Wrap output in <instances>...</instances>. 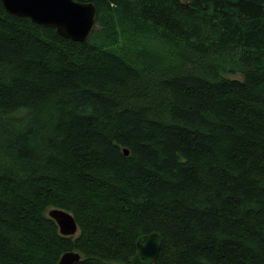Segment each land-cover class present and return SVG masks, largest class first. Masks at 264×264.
Here are the masks:
<instances>
[{"label":"trees","instance_id":"16d2710c","mask_svg":"<svg viewBox=\"0 0 264 264\" xmlns=\"http://www.w3.org/2000/svg\"><path fill=\"white\" fill-rule=\"evenodd\" d=\"M76 1L83 42L0 2V264H264V0Z\"/></svg>","mask_w":264,"mask_h":264},{"label":"water","instance_id":"95a60500","mask_svg":"<svg viewBox=\"0 0 264 264\" xmlns=\"http://www.w3.org/2000/svg\"><path fill=\"white\" fill-rule=\"evenodd\" d=\"M4 9L32 22L54 28L67 39L83 42L96 27V6L76 0H0ZM124 153L128 150L125 148ZM58 227L59 233L72 236L78 233L77 222L70 211L52 207L47 213ZM161 236L157 232L141 235L136 241V252L131 264H152L160 251ZM80 260L77 251L64 252L56 264H75Z\"/></svg>","mask_w":264,"mask_h":264},{"label":"rangeland","instance_id":"374dc122","mask_svg":"<svg viewBox=\"0 0 264 264\" xmlns=\"http://www.w3.org/2000/svg\"><path fill=\"white\" fill-rule=\"evenodd\" d=\"M48 211H49V209H48ZM48 211H47V213H48Z\"/></svg>","mask_w":264,"mask_h":264}]
</instances>
